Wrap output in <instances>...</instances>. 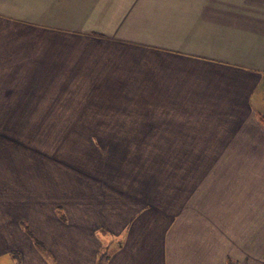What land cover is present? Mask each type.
<instances>
[{
	"label": "crops",
	"instance_id": "obj_1",
	"mask_svg": "<svg viewBox=\"0 0 264 264\" xmlns=\"http://www.w3.org/2000/svg\"><path fill=\"white\" fill-rule=\"evenodd\" d=\"M102 254L264 264V0H0V264Z\"/></svg>",
	"mask_w": 264,
	"mask_h": 264
},
{
	"label": "rangeland",
	"instance_id": "obj_2",
	"mask_svg": "<svg viewBox=\"0 0 264 264\" xmlns=\"http://www.w3.org/2000/svg\"><path fill=\"white\" fill-rule=\"evenodd\" d=\"M66 141H69V140H66ZM79 141H84L83 143H84V146H82V147H84L85 148V152L86 153H89V147L91 146V145H94V147H95V145L97 146H99L100 147V149L98 150L99 152H100V154L98 153V155L97 154H94L92 151H91V153L92 154H94V156H96L97 157V160H99V161H101L102 159H104L103 158V156L104 155H106V154H112L111 156L112 157H116V158H114V162L116 161V162H120V159L119 158H117V157H120L119 156V154H116L114 151H115V149H113L112 147H113V140H110V139H108V138H105V139H95V140H92V139H90V138H86V139H84V140H79ZM24 143V142H23ZM28 144V143H27ZM25 146H27V147H31V146H33V145H31L30 144V142H29V144L28 145H25ZM81 147V146H80ZM98 151H94V152H98ZM90 154V153H89ZM116 155V156H115ZM147 156V163H148V165L150 166V169H154L155 170V168H156V166L160 163L159 162V157H161V160H162V162L164 161V162H172V156H159V155H152V154H150V155H146ZM128 157V156H127ZM130 157H133V162H137L138 161V158H136V156H131L130 155ZM137 157H139V156H137ZM163 158H164V160H163ZM129 161V159L128 160H126L125 162H128ZM143 161H145V160H143Z\"/></svg>",
	"mask_w": 264,
	"mask_h": 264
},
{
	"label": "trees",
	"instance_id": "obj_3",
	"mask_svg": "<svg viewBox=\"0 0 264 264\" xmlns=\"http://www.w3.org/2000/svg\"><path fill=\"white\" fill-rule=\"evenodd\" d=\"M103 256H104L103 254L100 255V262H99L100 264H103V262H102V260H103Z\"/></svg>",
	"mask_w": 264,
	"mask_h": 264
}]
</instances>
